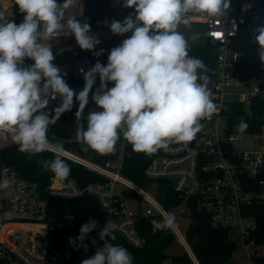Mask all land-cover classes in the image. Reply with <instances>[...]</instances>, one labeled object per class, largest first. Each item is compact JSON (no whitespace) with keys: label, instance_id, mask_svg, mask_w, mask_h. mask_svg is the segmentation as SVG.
Segmentation results:
<instances>
[{"label":"built area","instance_id":"2783aa9c","mask_svg":"<svg viewBox=\"0 0 264 264\" xmlns=\"http://www.w3.org/2000/svg\"><path fill=\"white\" fill-rule=\"evenodd\" d=\"M79 3L67 10L66 15L73 16L78 9L76 20L81 24L89 23L90 35L96 36L100 43L93 51L82 50L74 35L62 33L50 41V46L55 57L53 63L64 76L84 78V72L94 66L91 55H96L101 48L104 65H107L110 50L130 37L131 32L113 34L109 26L114 20L122 22L129 15L134 17L135 10L129 13L123 0H79ZM0 12L4 13L6 21H14V0H0ZM96 22L100 24L95 25ZM261 24H264V0H230L223 16H195L191 27L180 26V31L200 29L203 39L212 46L215 61L208 87L216 111L201 121V132L186 146L171 143L168 150L144 153L148 158L144 176L151 182L149 188L121 173L126 142L122 134L116 146L117 155L104 163L91 161L64 147L63 158L101 174L104 179L80 185L73 177L55 175L50 178L45 195L37 194L34 182L0 155V180L11 181L9 189L0 190V264H66L74 253L89 252L93 239H97L101 247L105 243L117 245L113 239L102 240L98 235L109 224L116 226L115 233L126 243L121 246L128 250L135 264L132 249L146 242L137 227L140 216L155 230L159 219L170 212L189 215L192 209L205 213L213 227L238 231L247 246V261L237 264H260L253 258L259 252L254 250L253 240L249 238L257 228L250 207L264 204V148L238 145V129L230 130L229 113L237 103L247 108L259 90L258 79L240 78L234 71L244 62L264 65L259 46L254 42V30ZM32 63L25 59L26 65ZM250 81L254 82L252 88L239 99L227 98L231 95L227 88ZM101 110L96 106V111ZM3 138L0 136V151L14 143L11 137L7 141ZM166 180L170 183L166 184ZM160 182L177 195L178 202L170 208L156 196ZM84 195L97 200L104 213L102 225L94 217L79 223L74 213H62L51 203L54 199H76ZM90 221L95 222L96 230L81 240L80 228ZM171 231L180 239L193 263L199 264L178 226Z\"/></svg>","mask_w":264,"mask_h":264},{"label":"clouds","instance_id":"9594fccd","mask_svg":"<svg viewBox=\"0 0 264 264\" xmlns=\"http://www.w3.org/2000/svg\"><path fill=\"white\" fill-rule=\"evenodd\" d=\"M230 0H123L134 8L135 16L112 21L115 35L131 32L119 46L113 47L107 65L99 62L84 72V87L77 94L66 83L64 74L53 61L50 41L62 33L74 35L82 50L93 51L100 43L90 35L89 23L81 24L66 12L79 0H15L23 21H6L0 12V136L10 133L19 151L29 154L52 152L53 159L42 167L59 178L70 175L63 159L61 142L52 143L50 126L78 102L76 120H84L77 129L83 149L100 154L112 153L122 137L133 152L153 154L168 150L171 143L187 145L201 132V121L216 111L205 64L189 55V45L179 28L191 27L195 16H223ZM66 20V23H65ZM254 42L264 61V24L254 30ZM48 41L43 43L42 41ZM103 50H101L102 52ZM101 53H96L99 55ZM33 61L25 64V59ZM83 72V69H81ZM99 75L100 86L91 99L101 111H89V93ZM112 83L114 86L108 88ZM60 97L54 111H46L50 100ZM248 125L241 121L238 130ZM11 187L7 178L0 190ZM160 230L176 227L169 213L156 223ZM96 230L93 221L80 228L81 240ZM115 225H105L100 239H115ZM80 264H132V256L121 245L105 243Z\"/></svg>","mask_w":264,"mask_h":264},{"label":"trees","instance_id":"16d2710c","mask_svg":"<svg viewBox=\"0 0 264 264\" xmlns=\"http://www.w3.org/2000/svg\"><path fill=\"white\" fill-rule=\"evenodd\" d=\"M129 13L134 8H126ZM14 22L18 25L23 21V16L18 10V6L14 0ZM100 23L96 22L95 25ZM189 45V55L199 58L207 68V75L210 78L214 67V53L211 51L212 46L208 40L193 41L189 36L183 34ZM101 53V48L97 51ZM95 63L99 62L104 65L103 55H91ZM106 66V65H105ZM235 74L240 78H255L259 80V90L251 99L247 108L240 103L234 104L229 113V128L238 129L241 121L248 125L245 132L258 134L264 130V65L257 62L241 63ZM66 83L70 88L74 89L78 94L84 87L83 77L64 76ZM100 85L99 75L93 89L89 93V104L84 110L83 116L86 118L89 111H96V105L91 97L95 93L94 88ZM113 86L112 83L108 84ZM60 97L55 101H50L46 111L52 112L60 104ZM78 102L74 99L73 107L70 111L61 115L55 125L50 126L48 137L53 142H61L64 147L76 152L82 157L97 163H104L107 159L117 155V149L108 154H100L92 149L83 150L86 145H82L77 139V129L80 123L86 121L76 120V112L78 110ZM0 155L8 164L18 169L23 175L29 178L35 184V190L39 195H45L47 185L50 178L55 176L50 170L42 167V162L53 159L52 152H43L39 154H29L19 151L18 145L12 143L5 146ZM70 167V175L68 177L75 178L80 185L88 182L102 181L104 177L94 171H91L81 165L71 162L63 158ZM148 158L144 153L133 152L130 144L125 142L124 156L121 165V173L140 184L142 187H150L151 182L145 178L144 170L147 166ZM156 196L167 207L175 205L178 202L177 195L164 182L158 185ZM163 192V193H162ZM165 193V194H164ZM51 203L58 206L60 212L74 213L78 222L83 223L87 218L94 217L99 220L100 225L104 221V213L99 207L97 200L90 196L84 195L76 199H54ZM252 213L257 220V228L250 235L256 251L259 253L253 255L257 263L264 264V204H257L250 207ZM190 222L185 230V239L188 242L192 252L194 253L199 264H236L233 254L237 249L236 240L230 235L228 229L216 228L211 226L205 213L192 209L189 213ZM162 219H159L161 221ZM137 227L140 234L145 236L146 242L140 248L132 249L135 264H163L168 258L166 249L171 244L174 233L171 230H160L152 228L148 224L145 217L140 216L137 221ZM115 239L113 241L120 245H126L121 237L114 232ZM101 244L97 239H93L90 243V249L87 253H74L66 262V264H80L83 259L89 258L95 253ZM262 249V252L259 251ZM171 264H194L188 254L170 255Z\"/></svg>","mask_w":264,"mask_h":264},{"label":"rangeland","instance_id":"374dc122","mask_svg":"<svg viewBox=\"0 0 264 264\" xmlns=\"http://www.w3.org/2000/svg\"><path fill=\"white\" fill-rule=\"evenodd\" d=\"M73 16H76L75 18L79 17L78 9L74 12ZM200 30V29H199ZM196 29H189V30H183L181 31L183 34H186L189 36L193 41H201L203 40V35L200 34V31ZM180 31V30H179ZM202 32V31H201ZM254 82L250 81V83L246 85H239V86H231L227 88V92H230L231 95H228L227 98L230 99H239L245 92L250 90L253 86ZM237 134L239 136V140L237 141V144L242 146L243 148H264V130L261 133L258 134H252L248 132H240L237 131ZM11 137L9 133L5 134L3 140L7 141ZM118 145V144H117ZM116 145V146H117ZM117 149V148H116ZM174 214L175 216V222L178 226L180 232L185 235V230L190 222V216L188 214H179L176 211L170 212ZM230 235L236 240L237 242V249L235 250L233 254V258L236 262H246V250L247 246L244 244L243 239L241 235H239L238 231L231 230ZM259 251L262 252V249H259ZM185 252V248L183 247L180 239L175 236L171 242V244L166 249V253L168 254V258L166 259V263L164 264H171V257L170 255H178L183 254Z\"/></svg>","mask_w":264,"mask_h":264},{"label":"water","instance_id":"95a60500","mask_svg":"<svg viewBox=\"0 0 264 264\" xmlns=\"http://www.w3.org/2000/svg\"><path fill=\"white\" fill-rule=\"evenodd\" d=\"M97 76H98V74H97ZM165 183H166V184H169V183H170V181H169V180H166V181H165Z\"/></svg>","mask_w":264,"mask_h":264},{"label":"crops","instance_id":"0c3cea01","mask_svg":"<svg viewBox=\"0 0 264 264\" xmlns=\"http://www.w3.org/2000/svg\"><path fill=\"white\" fill-rule=\"evenodd\" d=\"M246 257H247V255H246Z\"/></svg>","mask_w":264,"mask_h":264}]
</instances>
